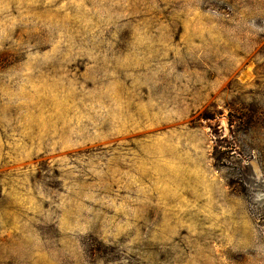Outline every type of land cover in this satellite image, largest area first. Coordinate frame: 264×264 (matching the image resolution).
Wrapping results in <instances>:
<instances>
[{
    "label": "rangeland",
    "instance_id": "374dc122",
    "mask_svg": "<svg viewBox=\"0 0 264 264\" xmlns=\"http://www.w3.org/2000/svg\"><path fill=\"white\" fill-rule=\"evenodd\" d=\"M0 264H264V0H0Z\"/></svg>",
    "mask_w": 264,
    "mask_h": 264
}]
</instances>
